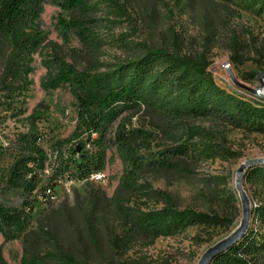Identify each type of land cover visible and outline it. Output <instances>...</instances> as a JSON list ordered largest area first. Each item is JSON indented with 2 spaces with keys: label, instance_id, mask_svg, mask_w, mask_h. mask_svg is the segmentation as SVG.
<instances>
[{
  "label": "rangeland",
  "instance_id": "374dc122",
  "mask_svg": "<svg viewBox=\"0 0 264 264\" xmlns=\"http://www.w3.org/2000/svg\"><path fill=\"white\" fill-rule=\"evenodd\" d=\"M57 0H44L39 21L46 33L42 46L34 54L29 75L32 85L25 95L20 113H1L0 118V198L10 206L21 202V195L5 187L8 172L20 156H29L23 135L32 134L26 121L33 111L41 117L37 123L41 141L46 150V170L34 195V211L29 232L17 240L5 242L0 234V252L10 264H20L23 244L31 252L45 254L58 251L73 255L91 264H197L207 247L226 237L241 219L242 201L245 196L253 209L264 203V185L245 180L247 169L264 159V133L244 134L239 130L219 127L224 134L222 143L232 152L216 159L196 161L179 160L175 167L151 168L144 166L133 190L119 188L122 163L113 143L117 122L108 125L107 165L103 181L90 179L50 181L52 169L61 140L74 131L77 113L76 98L67 83L48 80L46 62L51 61V73L59 69L56 58L76 66L80 74L104 72L107 68L129 58L133 51L122 45L121 40L140 42L157 48L179 44L183 53L204 54L212 63L210 72L219 86L228 92L243 94L257 103H264V11L258 14L238 7L226 0H119L128 14L119 22L110 24L96 33L98 47L82 45L76 33L65 41L56 26L60 8ZM102 15L103 0H93ZM77 13L64 14L66 19ZM237 41L235 43L234 41ZM232 56H245L244 64L232 62ZM237 79L245 89L239 87ZM259 90L260 94L254 93ZM258 96V97H257ZM24 98H20L21 101ZM137 126L150 130L151 115L140 109L134 117ZM195 124L217 129V124L199 120ZM140 140L136 141V146ZM153 141L150 151L139 153L147 164L159 158L162 147ZM62 158L77 159V144L62 148ZM241 179L238 182V179ZM51 182L50 200L42 196V188ZM163 196L169 195L177 209L186 207L198 212L218 213L233 218L230 228L194 225L171 237L140 235L131 242L127 251L115 249V237L127 229L123 210L142 209L153 211L165 206ZM235 198H231V194Z\"/></svg>",
  "mask_w": 264,
  "mask_h": 264
},
{
  "label": "trees",
  "instance_id": "16d2710c",
  "mask_svg": "<svg viewBox=\"0 0 264 264\" xmlns=\"http://www.w3.org/2000/svg\"><path fill=\"white\" fill-rule=\"evenodd\" d=\"M102 15L93 0H57L60 8L57 32L65 41L70 33L78 35L82 45L98 47L96 33L115 24L128 12L119 0H103ZM251 13L264 11V0H226ZM44 0H0V118L1 113H20L18 104H25V95L32 85L29 75L34 71V54L46 39L40 25ZM76 12L77 17L66 19L64 14ZM237 43V41H234ZM132 52L126 60L104 72H77L76 66L56 58L59 69L55 75L46 62L48 80L67 83L76 98V123L72 134L61 140L50 181L89 179L94 172L104 171L107 161L108 125L117 122L122 111H127L116 124L113 143L122 163L119 188L133 190L144 166L170 169L177 161L216 159L232 152L222 143L224 134L219 127L239 130L244 134L264 133V103L253 102L243 94L228 92L218 85L210 72L212 63L204 54L183 53L179 44L157 48L140 42L121 40ZM245 56H232L235 64H244ZM258 97V96H257ZM20 98H24L21 101ZM143 109L151 117L150 130L137 126L134 117ZM41 117L33 111L26 121L32 134L23 135L29 156H20L8 172L6 189L21 195V202L10 206L0 198V234L5 242L17 240L29 232L34 211V195L46 170V150L37 123ZM208 120L217 124L213 130L195 124ZM140 140L138 146L136 141ZM153 141L161 148L159 158L145 164L139 151L152 149ZM77 144V159L62 158V148ZM245 180L264 185V163L247 169ZM53 185L42 188V196L51 198ZM160 194V192H158ZM165 206L153 211L123 210L127 229L115 237L114 247L127 251L133 239L144 235L156 240L171 237L189 226L230 228L235 217L218 213L198 212L191 208L179 210L170 196L160 194ZM235 198V194H231ZM248 234L237 244L218 255L210 264H264V203L255 207ZM20 264H91L73 255L58 251L40 254L31 252L23 244ZM0 264H10L0 252ZM122 264H129L128 262Z\"/></svg>",
  "mask_w": 264,
  "mask_h": 264
},
{
  "label": "water",
  "instance_id": "95a60500",
  "mask_svg": "<svg viewBox=\"0 0 264 264\" xmlns=\"http://www.w3.org/2000/svg\"><path fill=\"white\" fill-rule=\"evenodd\" d=\"M264 77V72H262L259 76V81L262 82ZM235 83L242 88L244 87L241 83L237 81L236 78L233 77ZM257 95L260 94L259 90L254 91ZM257 163H264V159L257 161ZM240 178L238 182H240ZM242 201V213L241 219L238 224L233 227L231 233L226 237L219 239L216 243L207 247V249L203 252L202 256L199 258L197 264H210L219 254L231 249L233 245L237 244L244 236L248 234V229L253 221V212L254 209L252 207L251 201L247 199L245 196L241 197Z\"/></svg>",
  "mask_w": 264,
  "mask_h": 264
},
{
  "label": "built area",
  "instance_id": "2783aa9c",
  "mask_svg": "<svg viewBox=\"0 0 264 264\" xmlns=\"http://www.w3.org/2000/svg\"><path fill=\"white\" fill-rule=\"evenodd\" d=\"M106 178V174L104 171L101 172H94L92 173L90 180L94 181H103Z\"/></svg>",
  "mask_w": 264,
  "mask_h": 264
}]
</instances>
